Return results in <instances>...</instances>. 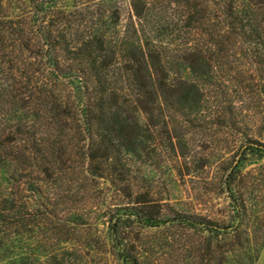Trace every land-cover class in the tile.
<instances>
[{
	"label": "trees",
	"instance_id": "trees-1",
	"mask_svg": "<svg viewBox=\"0 0 264 264\" xmlns=\"http://www.w3.org/2000/svg\"><path fill=\"white\" fill-rule=\"evenodd\" d=\"M94 2L77 0L71 8L50 0L40 25L35 15L0 18V169L8 170L11 187L0 190V222L10 220L19 175H37L36 188L29 178L25 183L39 193L47 180L82 174L110 180L129 195L124 183L133 162L126 146L144 138L141 116L155 126L163 104H172L176 62L196 73L207 66L224 95L216 123L244 139L222 180L233 221L182 213L168 222L210 233L195 249L208 264H255L256 246L264 244V217L256 213L264 199L249 201L242 190L264 193V177L249 178L240 163L249 153L264 157L257 138L264 136V0H131L125 24L119 7H108L111 0ZM134 203V216L158 221L148 195L139 193ZM119 222L113 220L116 232ZM123 255L128 264H142Z\"/></svg>",
	"mask_w": 264,
	"mask_h": 264
},
{
	"label": "rangeland",
	"instance_id": "rangeland-1",
	"mask_svg": "<svg viewBox=\"0 0 264 264\" xmlns=\"http://www.w3.org/2000/svg\"><path fill=\"white\" fill-rule=\"evenodd\" d=\"M49 1L0 0V18L35 15L40 25L39 16ZM94 1L90 0L92 6ZM66 3L74 8L77 0ZM35 4L43 8H35ZM108 7H119L123 24L134 10L131 0H111ZM173 37L174 46L181 44L178 34ZM197 71L176 62L170 73L175 85L174 95L168 98L172 104H163L162 114L154 119L155 126L147 127L152 121L141 116L144 138L126 146L133 162L124 183L129 195L117 191L110 180L90 175L82 179V174L72 178L67 175L58 182L47 180L39 193L27 189L30 184L25 183L29 178L36 188L37 175H19L10 220L0 222V264H128L123 252L142 264H208L202 251L195 249L203 247L210 233L172 225L168 220L186 213L221 224L233 221L230 193L222 180L239 159L244 139L234 128L216 123L215 111L223 105L224 95L213 77L214 70L203 66ZM208 72L211 74L204 78L202 73ZM257 138L264 142V136ZM240 164L243 172L251 173L249 178L264 177L261 155L249 153ZM77 168H83L82 163ZM7 173V169H0V190L5 193L11 190ZM253 190L243 188L244 198L253 202L256 196L264 199L261 190L251 194ZM139 193L156 203L151 208L158 221L134 216L138 208L134 199ZM263 208L264 203L256 212L260 217H264ZM115 219L120 221L118 232L113 230ZM257 249L255 264H264L261 241ZM225 264L239 263L230 260Z\"/></svg>",
	"mask_w": 264,
	"mask_h": 264
}]
</instances>
